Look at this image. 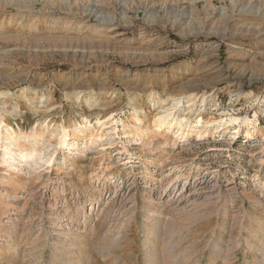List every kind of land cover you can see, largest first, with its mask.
<instances>
[{
	"label": "rangeland",
	"instance_id": "374dc122",
	"mask_svg": "<svg viewBox=\"0 0 264 264\" xmlns=\"http://www.w3.org/2000/svg\"><path fill=\"white\" fill-rule=\"evenodd\" d=\"M0 264H264V0H0Z\"/></svg>",
	"mask_w": 264,
	"mask_h": 264
},
{
	"label": "bare ground",
	"instance_id": "6f19581e",
	"mask_svg": "<svg viewBox=\"0 0 264 264\" xmlns=\"http://www.w3.org/2000/svg\"><path fill=\"white\" fill-rule=\"evenodd\" d=\"M59 20V18L58 17H56V16H51V17H49L48 18V21L50 22V23H52V24H57V21ZM171 115V114H170ZM170 119H172V117H169L168 116V118H166V120H162V123L163 124H167L166 126H169V127H171V128H173V125H172V123H169V121L168 120H170ZM177 123H179V122H176L175 124L177 125ZM191 124H192V122H191ZM181 125V124H180Z\"/></svg>",
	"mask_w": 264,
	"mask_h": 264
}]
</instances>
